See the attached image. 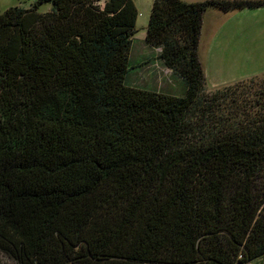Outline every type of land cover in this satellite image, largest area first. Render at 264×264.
Instances as JSON below:
<instances>
[{"label":"trees","instance_id":"obj_1","mask_svg":"<svg viewBox=\"0 0 264 264\" xmlns=\"http://www.w3.org/2000/svg\"><path fill=\"white\" fill-rule=\"evenodd\" d=\"M262 6L152 1L145 44L181 97L127 84L132 0L0 13V254L16 264L263 258L264 90L207 93L197 54L206 11Z\"/></svg>","mask_w":264,"mask_h":264},{"label":"rangeland","instance_id":"obj_2","mask_svg":"<svg viewBox=\"0 0 264 264\" xmlns=\"http://www.w3.org/2000/svg\"><path fill=\"white\" fill-rule=\"evenodd\" d=\"M38 1L40 0H0V13H4L9 8L28 10ZM132 1L138 11V17L136 21V34L133 37V45L128 63V66L134 69L130 70L129 72L127 84L136 86L137 88H152L156 91L171 95L174 94V96L181 97V84L171 77L169 70H167L161 63H158L157 61H155L156 63H145V57L148 56V51L145 44V36L152 0ZM194 1L202 2L203 0ZM243 1L255 2L262 0ZM50 10V4L44 3L39 6L38 13L46 14ZM220 55L222 56V53ZM261 58H264V53L262 54ZM238 62L239 63H201L205 80V91L207 93H211L217 90H222L228 86H233L234 84L236 85L240 82H243L242 85L244 89L247 90V93L264 90V74L254 76L243 81H236L237 76L242 70H247L251 65H255L254 63H244L240 59ZM0 264L16 263L0 254ZM249 264H264V257Z\"/></svg>","mask_w":264,"mask_h":264},{"label":"crops","instance_id":"obj_3","mask_svg":"<svg viewBox=\"0 0 264 264\" xmlns=\"http://www.w3.org/2000/svg\"><path fill=\"white\" fill-rule=\"evenodd\" d=\"M146 48L148 56L145 57V63H161L158 60L159 50L148 46ZM263 53L264 6L229 13L213 9L205 12L197 49L200 63H239V59L244 63H254L255 65L239 73L236 80L239 82L264 73V58H261Z\"/></svg>","mask_w":264,"mask_h":264}]
</instances>
